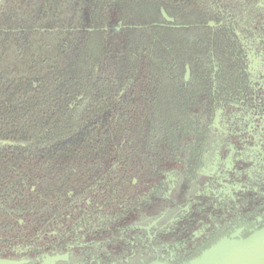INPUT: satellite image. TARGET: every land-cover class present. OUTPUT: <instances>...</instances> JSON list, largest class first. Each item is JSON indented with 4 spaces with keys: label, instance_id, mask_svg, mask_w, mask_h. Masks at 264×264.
Returning <instances> with one entry per match:
<instances>
[{
    "label": "trees",
    "instance_id": "16d2710c",
    "mask_svg": "<svg viewBox=\"0 0 264 264\" xmlns=\"http://www.w3.org/2000/svg\"><path fill=\"white\" fill-rule=\"evenodd\" d=\"M263 227L264 0H0V259L189 264Z\"/></svg>",
    "mask_w": 264,
    "mask_h": 264
},
{
    "label": "water",
    "instance_id": "95a60500",
    "mask_svg": "<svg viewBox=\"0 0 264 264\" xmlns=\"http://www.w3.org/2000/svg\"><path fill=\"white\" fill-rule=\"evenodd\" d=\"M0 264L15 263L0 259ZM189 264H264V227L245 239H223Z\"/></svg>",
    "mask_w": 264,
    "mask_h": 264
},
{
    "label": "rangeland",
    "instance_id": "374dc122",
    "mask_svg": "<svg viewBox=\"0 0 264 264\" xmlns=\"http://www.w3.org/2000/svg\"><path fill=\"white\" fill-rule=\"evenodd\" d=\"M57 260H66V257H58V258L54 259V261H57Z\"/></svg>",
    "mask_w": 264,
    "mask_h": 264
},
{
    "label": "flooded vegetation",
    "instance_id": "af4514ba",
    "mask_svg": "<svg viewBox=\"0 0 264 264\" xmlns=\"http://www.w3.org/2000/svg\"><path fill=\"white\" fill-rule=\"evenodd\" d=\"M48 261H49V260H48ZM48 261H47V262H48ZM64 261H66V260H64ZM49 262H50V261H49Z\"/></svg>",
    "mask_w": 264,
    "mask_h": 264
}]
</instances>
